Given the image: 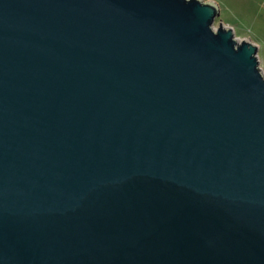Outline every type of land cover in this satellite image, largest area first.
<instances>
[{
	"label": "water",
	"instance_id": "obj_1",
	"mask_svg": "<svg viewBox=\"0 0 264 264\" xmlns=\"http://www.w3.org/2000/svg\"><path fill=\"white\" fill-rule=\"evenodd\" d=\"M204 0H0V264H264V72Z\"/></svg>",
	"mask_w": 264,
	"mask_h": 264
},
{
	"label": "rangeland",
	"instance_id": "obj_2",
	"mask_svg": "<svg viewBox=\"0 0 264 264\" xmlns=\"http://www.w3.org/2000/svg\"><path fill=\"white\" fill-rule=\"evenodd\" d=\"M204 1L215 2L219 7L215 28L223 23L234 30L238 41L245 39L257 45L258 59L264 69V0Z\"/></svg>",
	"mask_w": 264,
	"mask_h": 264
},
{
	"label": "built area",
	"instance_id": "obj_3",
	"mask_svg": "<svg viewBox=\"0 0 264 264\" xmlns=\"http://www.w3.org/2000/svg\"><path fill=\"white\" fill-rule=\"evenodd\" d=\"M261 66V65H260ZM261 68H262V66H261ZM264 69L262 68V71H263ZM264 72V71H263Z\"/></svg>",
	"mask_w": 264,
	"mask_h": 264
}]
</instances>
